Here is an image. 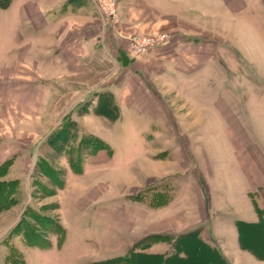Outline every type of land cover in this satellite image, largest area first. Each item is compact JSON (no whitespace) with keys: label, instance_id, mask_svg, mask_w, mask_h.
I'll use <instances>...</instances> for the list:
<instances>
[{"label":"rangeland","instance_id":"374dc122","mask_svg":"<svg viewBox=\"0 0 264 264\" xmlns=\"http://www.w3.org/2000/svg\"><path fill=\"white\" fill-rule=\"evenodd\" d=\"M42 2L58 4V31H64L58 36L71 43L57 64L45 63L53 48L48 45L52 48L37 51L43 63L18 69L23 45L49 43L51 35L25 36L15 7L0 13V182L11 183L6 195L11 205L0 212V264H91L130 254L134 260L168 238L162 223L169 204L178 213L193 205L198 193L210 207L204 190L213 188L214 178L208 173L227 166L224 127H208L211 118L200 117L192 98L183 94L201 88L207 92L203 109L209 110L225 103V88L238 94L248 86H231L217 76L179 80L178 71L187 75L193 69L192 51L154 53L169 45L175 31L131 30L136 1L115 0V28L102 20L95 0ZM26 3L33 23L42 14L39 2ZM140 3L139 10L148 5L156 26L161 2ZM160 35L167 36L164 44L131 53L130 40ZM55 74L56 79L43 78ZM250 84L264 89V81ZM197 119L201 124L195 125ZM86 136L97 137L104 148L92 151ZM215 179L225 184L224 178ZM60 229L66 238L61 245ZM133 237L138 239L125 249ZM199 253L192 250L188 264H203L194 262ZM136 264L160 261L140 257Z\"/></svg>","mask_w":264,"mask_h":264},{"label":"crops","instance_id":"0c3cea01","mask_svg":"<svg viewBox=\"0 0 264 264\" xmlns=\"http://www.w3.org/2000/svg\"><path fill=\"white\" fill-rule=\"evenodd\" d=\"M131 1H136L137 5L131 3L128 19L131 26L126 24L131 30L141 33L160 29L175 31L171 34L169 45L162 50L154 49V53L160 54V51L166 52L165 49H168L180 56L179 52L192 51V54L189 53L193 56L189 57L192 63L189 64L193 65V69L187 74L189 77L178 71V75H181L179 80L211 81L217 76L232 82L231 86H235V82H239L236 84L238 88L248 86L238 94L225 88V103L221 102L209 110L203 109L202 102H205L207 92L203 93L201 88L183 94V97L192 98L200 117L211 118L207 122L208 127H224L227 166L224 171L221 167H212L208 173L212 180L214 178L213 188L204 190L210 207L203 205V198L198 193L194 194L195 203L178 213L171 211L169 204L168 215L162 223V231L169 239L139 252L134 261L144 257L159 259L160 264L173 261L188 264L190 254L195 249L200 252L197 260L201 259L203 264H264V89L255 90L250 84L256 80L264 81V0ZM142 1L161 2L157 27L152 24L154 20L150 19L152 15L148 5L144 4L145 10L137 8ZM26 2L29 0H12L7 9H0V13L6 14L15 7L16 15L19 19L21 17L25 36L29 33L34 40H42V33L49 32L51 42L24 44L18 54V69L21 65L39 66L43 63L37 51L42 47L49 48L48 45L53 48H49L52 51L50 58H45V63L57 64L58 57L71 50V43H64L63 36H58L64 32L58 31L60 19L55 14L59 6L57 3L45 6L42 0H38L37 7L42 14L37 15L38 20L32 23L31 10ZM253 23L257 24L256 28ZM19 34L20 37L23 35L21 32ZM218 36L227 41H216ZM220 56L226 59L225 62ZM55 75L54 78L50 75L43 78H58ZM200 122L195 120V125ZM164 169H161L163 176ZM219 176L224 178V185H219L215 179ZM192 231L196 234L187 239V234ZM175 237L178 238L175 240ZM137 239L131 238L125 249ZM188 241L190 245H187Z\"/></svg>","mask_w":264,"mask_h":264},{"label":"trees","instance_id":"16d2710c","mask_svg":"<svg viewBox=\"0 0 264 264\" xmlns=\"http://www.w3.org/2000/svg\"><path fill=\"white\" fill-rule=\"evenodd\" d=\"M11 1L12 0H0V9H6V8H8L9 5H10V3H11ZM100 113L103 114V111H101ZM84 139H86V142L89 145V147H91V142L94 143L93 144L94 145V149L91 147L92 151L100 150V149L104 148V144L97 137H94V136H86V137H84ZM99 141L103 144V147H100L101 144H100ZM96 143H97V145H95ZM84 144H85V142H84ZM73 165H77V163L75 162V163H73ZM73 165H72V168H73ZM77 173H81V172L77 171ZM15 184L16 183H14V185ZM10 185H11V183H3V182H0V212L6 210V208L9 206V204L11 205V200L8 202L7 201V197H6V195L8 194V191L10 189ZM59 186L62 187V184H60ZM45 194H46L45 196H49V195H53L54 193L51 192V193H45ZM47 222L50 223V224H52L51 221H47ZM60 230H62V231H59V234H60L59 245H61L64 242V239H65V233H64L63 229H60ZM195 234L196 233H192L191 236H194ZM23 235H24V238L26 240L29 239L28 234H23ZM161 240L162 241H167L168 238L162 237ZM33 244H36L35 241H34ZM41 247L42 248H48L49 245H41ZM130 256H132V255L130 254L127 257L122 258V259H113V260H108V261L99 262V263H94L93 262L91 264H136V262L134 260H132V258H130ZM145 259L146 260H155L156 258H145ZM194 262L195 263H198L199 260H195Z\"/></svg>","mask_w":264,"mask_h":264},{"label":"built area","instance_id":"2783aa9c","mask_svg":"<svg viewBox=\"0 0 264 264\" xmlns=\"http://www.w3.org/2000/svg\"><path fill=\"white\" fill-rule=\"evenodd\" d=\"M98 10L103 17L102 20H106L112 27H116L118 24V14L115 7V0H95ZM167 40V36L160 35L158 38L152 39H133L130 40V51L132 54H143L148 52L149 49L164 44Z\"/></svg>","mask_w":264,"mask_h":264}]
</instances>
